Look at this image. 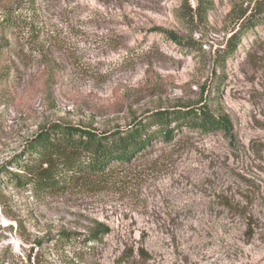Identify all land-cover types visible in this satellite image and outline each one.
Returning <instances> with one entry per match:
<instances>
[{
  "label": "rangeland",
  "instance_id": "obj_1",
  "mask_svg": "<svg viewBox=\"0 0 264 264\" xmlns=\"http://www.w3.org/2000/svg\"><path fill=\"white\" fill-rule=\"evenodd\" d=\"M9 9L54 37L10 36L24 51L0 56V264H264V0H0ZM188 105L232 128L158 139L99 190L41 192L6 172L51 124L105 132ZM98 224L110 231L94 246L61 238ZM131 247L146 260L124 259Z\"/></svg>",
  "mask_w": 264,
  "mask_h": 264
},
{
  "label": "trees",
  "instance_id": "obj_2",
  "mask_svg": "<svg viewBox=\"0 0 264 264\" xmlns=\"http://www.w3.org/2000/svg\"><path fill=\"white\" fill-rule=\"evenodd\" d=\"M10 36L24 45L38 48L54 37L50 28L36 25L26 15L12 9L0 12V56L24 51V45L14 44ZM239 43L240 34L223 50L220 64L235 53ZM231 128L232 121L226 113L216 117L206 107L196 105L157 111L136 120L131 126L105 132L54 123L40 129L27 142L24 151L14 158L13 163L19 165V171L11 172L7 168L6 172L18 181L19 186L32 185L41 192L63 191L68 185L99 190L113 181L120 168L158 139L170 142L176 131L211 133ZM23 156H27L23 159L26 162L20 160ZM109 231L105 225L98 224L89 235L63 233L61 238L94 246ZM146 255L142 247H131L123 257L145 261Z\"/></svg>",
  "mask_w": 264,
  "mask_h": 264
}]
</instances>
